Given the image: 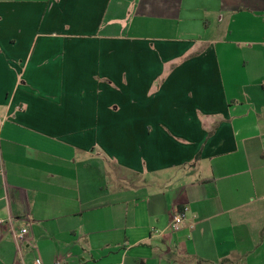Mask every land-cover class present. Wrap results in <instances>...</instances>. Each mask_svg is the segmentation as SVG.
<instances>
[{
    "label": "crops",
    "instance_id": "obj_1",
    "mask_svg": "<svg viewBox=\"0 0 264 264\" xmlns=\"http://www.w3.org/2000/svg\"><path fill=\"white\" fill-rule=\"evenodd\" d=\"M0 118V264H264V0H0Z\"/></svg>",
    "mask_w": 264,
    "mask_h": 264
},
{
    "label": "rangeland",
    "instance_id": "obj_2",
    "mask_svg": "<svg viewBox=\"0 0 264 264\" xmlns=\"http://www.w3.org/2000/svg\"><path fill=\"white\" fill-rule=\"evenodd\" d=\"M131 12V11H130ZM42 17L43 15H40L39 11H36L33 15V20L30 22V19L28 22L29 23V26L31 27L34 23H36V27L34 28V31L32 34L34 35H42L43 33H46L47 30H45L44 27H41L40 26V23L42 21ZM130 20V17L128 18L127 22H129ZM119 25H122V23H119ZM171 67H172V64L168 65V67H166V69H164V71L161 73V72H158V77H157V82H156V85H155V92L159 91V89H161L162 85L166 83V79L169 75V72L171 70ZM155 74H149L147 73L146 76L149 77V78H152L154 77ZM114 92H120V89L117 88L116 86H114ZM137 104H134L131 102H127V105L126 106V109L127 111H129L130 113H136V112H142L143 114H151V113H154L153 112V108L152 107H149V106H139L137 107L136 106ZM200 108H202L200 106ZM252 208V207H250ZM249 210V208H248Z\"/></svg>",
    "mask_w": 264,
    "mask_h": 264
},
{
    "label": "built area",
    "instance_id": "obj_3",
    "mask_svg": "<svg viewBox=\"0 0 264 264\" xmlns=\"http://www.w3.org/2000/svg\"><path fill=\"white\" fill-rule=\"evenodd\" d=\"M4 125V120L0 118V142H1V132L2 127ZM0 176H4V170L2 167H0ZM186 220V214L185 212L178 211L176 214H174L171 222V227L173 232L180 231L185 223ZM6 225V222L0 219V236L3 235V229ZM12 236L15 242L22 247L24 244L30 243V235L29 231L26 228H23L21 230H15L12 226ZM34 264H42L40 260H37ZM56 264H62L61 262H57Z\"/></svg>",
    "mask_w": 264,
    "mask_h": 264
},
{
    "label": "trees",
    "instance_id": "obj_4",
    "mask_svg": "<svg viewBox=\"0 0 264 264\" xmlns=\"http://www.w3.org/2000/svg\"><path fill=\"white\" fill-rule=\"evenodd\" d=\"M181 212H183V211H181Z\"/></svg>",
    "mask_w": 264,
    "mask_h": 264
}]
</instances>
